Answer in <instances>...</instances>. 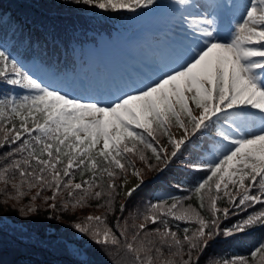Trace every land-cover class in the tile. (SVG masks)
<instances>
[{"label":"snow or ice","instance_id":"snow-or-ice-1","mask_svg":"<svg viewBox=\"0 0 264 264\" xmlns=\"http://www.w3.org/2000/svg\"><path fill=\"white\" fill-rule=\"evenodd\" d=\"M76 2L135 12L156 0ZM172 5L180 6L177 21L190 41L179 66L107 104L50 89L0 49V82L32 93L0 96V148L10 146L0 156V196L5 203L30 197L22 216L35 212L40 198L53 209L60 198L64 210L95 200L112 212L121 190L129 200L143 186L145 171L162 173L182 148L206 137L201 147L207 159L189 167L210 173L192 189L200 209L207 198L209 216L176 197L149 202L136 216L129 214L132 223L121 216L110 227L106 216L89 215L75 228L101 248L108 264H201L219 236L264 228V208L221 228V216L227 219L230 209L217 207L225 197L245 211L264 205V0H248L243 11L231 0H172ZM245 109L258 111L255 129ZM172 128L180 130L178 138ZM161 138L171 151L160 145ZM125 209L121 204L119 210ZM193 217L194 230L184 227L180 234L171 226ZM204 264H264V241L247 256L209 257Z\"/></svg>","mask_w":264,"mask_h":264},{"label":"trees","instance_id":"trees-1","mask_svg":"<svg viewBox=\"0 0 264 264\" xmlns=\"http://www.w3.org/2000/svg\"><path fill=\"white\" fill-rule=\"evenodd\" d=\"M152 15L153 12L145 8L135 12L104 10L77 3L76 0H0V49L15 59L26 73L40 79L47 87L65 75L69 80L77 79L79 73L86 72L92 76H105V71L109 69L99 62V56L104 46L113 50L112 46L118 44V26L130 34L144 26ZM113 64L107 65L117 71L120 66ZM44 73L46 77L41 79ZM5 94L22 96L32 93L0 82V96ZM205 139V136H199L186 148H182L181 154L162 173L145 171L143 186L129 200L125 199L121 190L114 201L112 212L97 207L95 200L89 201L83 208L69 207L64 210L59 206L60 198L56 201L58 207L55 209L49 207L51 201L45 203L40 198L34 202L37 210L22 216L20 209L25 208L27 211L30 197L20 202L5 203V197L0 196V264H108L101 248L87 235L78 232L75 224L84 222L89 215L106 216L110 227L121 216L129 218V223H132L129 214L136 216L149 202H155L158 198H181L185 206L192 205L207 218V198L206 207L200 209V201L192 189L210 173L189 167L190 163H202L207 159V153L201 147ZM162 143H167L166 138H161L160 145ZM9 147L6 145L0 148V156ZM148 155L151 156L150 150ZM151 162L154 165L157 163L154 158ZM136 166L143 168L138 160ZM35 191L33 189L30 195H34ZM51 194L50 191L43 193L44 196ZM121 204H126L123 213L119 210ZM217 207L230 209L227 219L221 216V228H226L243 220L247 214L264 208V205L256 204L245 211L230 205L225 197L218 201ZM233 212L236 214H231ZM135 222L139 223L140 220ZM171 226L180 234L184 227L190 230L198 227L195 217L190 223L173 220ZM262 241L264 228L259 226L230 237L221 235L212 242L201 264L209 257L247 256Z\"/></svg>","mask_w":264,"mask_h":264},{"label":"rangeland","instance_id":"rangeland-1","mask_svg":"<svg viewBox=\"0 0 264 264\" xmlns=\"http://www.w3.org/2000/svg\"><path fill=\"white\" fill-rule=\"evenodd\" d=\"M201 3H204L205 0H200ZM211 2V0H210ZM231 2L236 3L238 5H241V11H243L242 6L248 3V0H231ZM164 3L161 2L160 5H163ZM169 5L171 8H177L176 6L172 5V0H169ZM163 6H156V12H160L161 14L166 13V9L162 8ZM179 7V6H178ZM179 16V11L177 14L173 16L177 17ZM168 17H170V14H168ZM240 19L239 16H237L236 20L233 21V25ZM162 24V23H161ZM147 26V25H146ZM176 27H172V29L180 36H178L176 33L175 36H172L169 38L168 41H157L156 44L158 46L157 49L150 43L145 45V48L147 50V54L151 56L150 66L151 71L146 70L145 73H147V80H144L142 83H140L138 86L126 88L125 90L119 89L116 92H112L111 88L108 87L107 80H102V86L101 89L97 90L96 86L90 90L89 92L80 93V90L82 87H85L86 84H82L78 82L77 80L71 81L70 86L68 89H65L64 86H66V83H63L60 86V83L57 82V84H51L49 86L50 89H55L60 91L62 94H67L70 97L80 99L82 102H93V101H100L102 104H107L116 99L117 96H120L126 92L133 91L136 88H142L145 84H149L152 82V80L156 79L157 76L163 75L164 72L170 71L175 67L179 66V58L188 50L190 41H188L186 37V32L184 31L183 27L178 23V21L175 23ZM141 34H138L134 36L135 43H139V40H141ZM125 39V38H124ZM171 44V46L169 45ZM125 44V42H123ZM117 50L119 48L116 47ZM161 52H160V51ZM39 71H42V68H39ZM48 75V74H47ZM46 77V74L44 73L43 76H41V79H44ZM54 79V78H53ZM40 81V79H38ZM117 86H113V89H118L120 85H124L125 80H121L120 83L117 81L115 82ZM84 90V89H83ZM259 126V122L256 123L255 128ZM254 128V129H255ZM173 134L178 138L179 137V129L172 128L171 130ZM163 146L167 147L168 150H171V147L167 145V143H162ZM130 178V177H129Z\"/></svg>","mask_w":264,"mask_h":264},{"label":"bare ground","instance_id":"bare-ground-1","mask_svg":"<svg viewBox=\"0 0 264 264\" xmlns=\"http://www.w3.org/2000/svg\"><path fill=\"white\" fill-rule=\"evenodd\" d=\"M129 179L131 180V177ZM132 182L134 183L135 181H132Z\"/></svg>","mask_w":264,"mask_h":264}]
</instances>
